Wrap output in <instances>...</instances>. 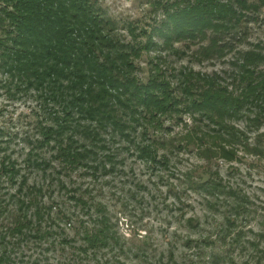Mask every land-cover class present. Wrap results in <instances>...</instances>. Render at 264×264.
<instances>
[{
	"label": "trees",
	"instance_id": "1",
	"mask_svg": "<svg viewBox=\"0 0 264 264\" xmlns=\"http://www.w3.org/2000/svg\"><path fill=\"white\" fill-rule=\"evenodd\" d=\"M156 4L165 19L139 32L129 25L133 37L128 41L95 0H0V72L8 78L4 87L7 92H34L47 108L40 139L25 160L29 168L45 172L56 161L59 173L80 168L91 175L110 173L119 156L113 144L123 141L133 143L142 159L157 164L166 160L159 155L163 142L150 133L162 127L163 117L197 112L226 121L250 104L261 107L264 44L238 49L234 41L245 37L246 23L259 20L264 0ZM156 35L175 52V43L198 44L194 56L202 62L234 53L235 70L225 72L232 83L218 74L185 70L174 86L159 64L141 80L135 60L159 46ZM139 135L147 139L145 144L138 145ZM45 148L52 150L49 160L39 152ZM22 171L11 156L0 157V189L6 188L5 178L19 191L9 207L0 199V214L7 221L0 226V264H34L24 262V247L31 240L45 241L50 234L46 225L55 221L53 208L43 202L45 187L30 186ZM71 199L94 219L83 231L79 250L96 255L97 264H109L101 257L104 253L124 255V242L107 207L81 195Z\"/></svg>",
	"mask_w": 264,
	"mask_h": 264
},
{
	"label": "rangeland",
	"instance_id": "2",
	"mask_svg": "<svg viewBox=\"0 0 264 264\" xmlns=\"http://www.w3.org/2000/svg\"><path fill=\"white\" fill-rule=\"evenodd\" d=\"M158 1L95 0L128 41L133 37L129 25L139 32L165 19ZM244 28L245 37L234 41L238 49L264 44V9L258 21ZM154 40L159 46L135 60L141 80L159 64L174 86L185 70L218 74L232 83L227 73L235 70L234 53L202 62L194 56L198 44L175 43V52L159 36ZM6 85L8 78L0 72V157L16 160L30 186L45 187L43 202L53 208L55 219L46 225L50 234L45 241L25 245L24 262H99L96 255L79 250L83 231L94 219L71 199L76 194L104 204L116 224L124 255L104 253L101 257L109 264H264V112L257 111L264 110V102L258 108L250 104L226 121L197 112L163 117L162 127L150 133L163 142L159 155L166 160L157 164L142 159L133 143L123 141L113 144L119 156L112 172L91 175L80 168L59 173L56 161L45 172L25 162L40 139V123L48 117L46 104L34 92H7ZM146 141L141 135L137 138L138 145ZM39 152L45 159L52 157L50 148ZM6 181L0 199L9 207L19 191ZM4 218L0 214V226L7 224Z\"/></svg>",
	"mask_w": 264,
	"mask_h": 264
}]
</instances>
